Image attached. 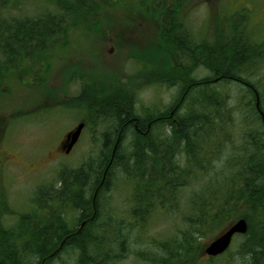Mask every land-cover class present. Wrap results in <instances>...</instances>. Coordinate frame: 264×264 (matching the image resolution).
Instances as JSON below:
<instances>
[{"label": "trees", "instance_id": "16d2710c", "mask_svg": "<svg viewBox=\"0 0 264 264\" xmlns=\"http://www.w3.org/2000/svg\"><path fill=\"white\" fill-rule=\"evenodd\" d=\"M184 1L139 0L140 14L153 24L156 37L148 32L144 45H132L129 57L137 66L127 80L98 84L82 74L69 80L80 82L81 92L65 107L81 110L92 131L98 120L112 128L103 133L98 157L62 169L55 183L37 187L31 211L16 221L7 219L17 213L0 183V264H58L64 254L77 264H122L134 235H142L156 217L174 220L177 233L145 243L143 254L134 257L142 264H201L203 241L241 218L249 231L222 257L264 264V96L252 81L254 65L264 64V40L257 41L254 30L246 35L242 18L228 22L230 34L219 24L210 37L181 17ZM59 2L28 21L8 17L11 25L0 27V99L12 96L10 86L6 92L1 88L18 79L19 60L43 65L56 48L70 47L71 31L99 32L94 20L107 19L104 9L115 7L112 0ZM34 46L38 54L23 55ZM200 70L209 75L195 77ZM232 85L246 92L240 111L232 108ZM147 87L179 92L164 110L141 114L137 95ZM239 114L243 141L227 144L230 155L223 154ZM1 120L0 134L8 123ZM119 175L130 189L122 210L106 198Z\"/></svg>", "mask_w": 264, "mask_h": 264}, {"label": "rangeland", "instance_id": "374dc122", "mask_svg": "<svg viewBox=\"0 0 264 264\" xmlns=\"http://www.w3.org/2000/svg\"><path fill=\"white\" fill-rule=\"evenodd\" d=\"M6 1L7 3H4L0 0L2 28L11 25L12 22L8 17H16L14 19H17V22L20 19L28 21V18L55 9V0H17L20 1L16 2L17 4L8 3L10 0ZM184 2L181 17L195 29L207 30L210 37L217 31L219 24L227 34H230L228 22L233 20L240 23L242 18L246 22L245 34H252L254 30L258 33H254L253 37L259 42L264 40V0H185ZM131 10L133 16L130 15ZM104 11L107 19L100 21L93 19L99 26V32L92 33V37H85L83 33L71 31L70 47L66 50L56 48V51L52 52V57L46 62L52 70L48 72L47 68L36 67L37 82L33 89H27L23 85V82L28 80L22 82L10 80L8 83L15 84L11 86L12 96L0 99V102L4 103L0 104V119L8 120L5 132L0 134V171L2 172L0 183L8 193L11 210L17 213L9 216L7 218L9 220L16 221L18 214L31 211V198L35 189L44 184L55 183L62 169L77 168L84 161L98 157L103 148V133L112 128L111 123H100L98 120V124L96 122L92 124L93 131L89 128L85 129L71 154L65 155L59 152V145L65 135L82 120H86L85 114L77 109L65 110V100L67 101L69 96L76 97L81 92L80 82L68 85L67 80L74 74H84L89 78L95 77L98 83L109 84L118 79L124 82L128 74L134 72L137 66L129 57L132 45L139 46L147 42L148 32L152 34V36L150 34L151 38L156 37L153 24L140 14L139 0H122L117 7ZM239 14L240 17L236 20L232 18ZM195 34L200 35L196 30ZM18 63L20 64L21 60ZM178 64H183V60ZM254 67L257 68V74L252 81L257 82L264 96L263 60ZM207 75H209L208 71L204 70L194 73L195 77ZM220 87L222 85L218 86ZM7 89L9 90L8 87L1 88L5 92ZM228 91L233 97L232 108L240 111L239 108L242 107L240 100L243 98V93L246 95L244 87L232 85ZM178 92L177 87L171 89L147 87L137 95V110L141 114L147 110L162 111L178 96ZM14 113L19 114L17 118L24 115L31 117H22L21 121L12 123L9 120ZM236 119L234 127L228 130L227 141L223 142V147L221 146L222 153L226 155H230V146L227 147V144L243 141L238 132L240 114ZM214 166L219 165L215 163ZM115 180L111 182V190L106 194V198L117 209L122 210L128 197L126 194L130 189L125 186L122 175L117 176ZM177 228L178 224L174 220L162 221L156 217L142 235H134L131 253L122 264H142L134 258L136 252L143 254V249L147 248L145 243L148 241L173 237L177 233ZM219 233L220 231L217 235ZM213 238L204 240V246L206 247ZM240 241H242L240 237L235 240L231 252L236 250ZM60 262L58 264H77L72 256L65 254L61 256ZM229 262L240 264L239 260H234V256L221 257L213 262L202 257L201 264H230Z\"/></svg>", "mask_w": 264, "mask_h": 264}, {"label": "water", "instance_id": "95a60500", "mask_svg": "<svg viewBox=\"0 0 264 264\" xmlns=\"http://www.w3.org/2000/svg\"><path fill=\"white\" fill-rule=\"evenodd\" d=\"M84 129V124H80L77 129L67 135V141L65 145H62V151L69 154L75 144L78 142L82 130ZM92 219L85 221L81 225V229L85 227L88 222H91ZM248 223L245 219H241L222 232V234L211 242L205 249V254L210 257H218L224 254L231 246L233 238L236 235H244L248 232Z\"/></svg>", "mask_w": 264, "mask_h": 264}, {"label": "bare ground", "instance_id": "6f19581e", "mask_svg": "<svg viewBox=\"0 0 264 264\" xmlns=\"http://www.w3.org/2000/svg\"><path fill=\"white\" fill-rule=\"evenodd\" d=\"M260 106V102H259V99H258V102H257V107H259ZM261 116L263 117V119H264V113L261 111Z\"/></svg>", "mask_w": 264, "mask_h": 264}, {"label": "flooded vegetation", "instance_id": "af4514ba", "mask_svg": "<svg viewBox=\"0 0 264 264\" xmlns=\"http://www.w3.org/2000/svg\"><path fill=\"white\" fill-rule=\"evenodd\" d=\"M26 54V53H25ZM31 81H30V85H33V81H32V77H31V79H30Z\"/></svg>", "mask_w": 264, "mask_h": 264}]
</instances>
